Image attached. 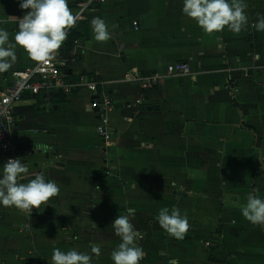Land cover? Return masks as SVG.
<instances>
[{"label":"crops","instance_id":"crops-1","mask_svg":"<svg viewBox=\"0 0 264 264\" xmlns=\"http://www.w3.org/2000/svg\"><path fill=\"white\" fill-rule=\"evenodd\" d=\"M83 1L68 6L77 14ZM245 3L248 23L238 33H204L182 14V0H106L75 20L79 43L63 50L69 78L104 82L116 103L114 137L97 133L100 115L87 89L27 94L16 104L12 133L29 169L18 182L42 175L60 191L32 213L0 206V264H51L54 248L91 254L92 247L100 250L92 264H113L121 241L111 222L129 210L144 252L139 264H264V226L240 211L249 192L264 198V32L253 26L264 0ZM27 11L18 0H0V28L13 44ZM94 17L105 20L107 41L94 39ZM15 51L0 73V95L14 72L34 63L22 47ZM179 61L191 74L167 76L157 89L128 80ZM5 162L0 153V167ZM164 207L187 216L182 240L158 224Z\"/></svg>","mask_w":264,"mask_h":264},{"label":"clouds","instance_id":"clouds-1","mask_svg":"<svg viewBox=\"0 0 264 264\" xmlns=\"http://www.w3.org/2000/svg\"><path fill=\"white\" fill-rule=\"evenodd\" d=\"M19 8L27 11L18 18V31L14 36L15 44L9 41V33L0 28V73L7 72L15 63V47H22L29 58L38 65L47 64L61 47L67 37V29L74 25L78 14L68 6L69 0H18ZM182 14L191 18L204 33L223 31L226 27L239 32L246 26L245 0H182ZM258 32H264V14H258L253 25ZM94 39L97 42L110 38L107 24L101 17L91 21ZM29 175L28 167L19 158L8 159L0 167V206H14L18 210L33 212L50 198L59 194L60 188L55 181L45 180L35 175L26 183L19 180ZM242 216L253 225L264 226V198L249 192L246 203L240 207ZM129 215H118L111 228L120 238L119 245L111 252L113 264H139L144 252L135 241L138 233L130 222ZM160 227L175 239L182 240L189 230V221L178 208H161L156 217ZM98 247L91 248V254L76 248L62 251L54 248L51 264H92V255L99 254Z\"/></svg>","mask_w":264,"mask_h":264},{"label":"built area","instance_id":"built-area-1","mask_svg":"<svg viewBox=\"0 0 264 264\" xmlns=\"http://www.w3.org/2000/svg\"><path fill=\"white\" fill-rule=\"evenodd\" d=\"M105 1L85 0L81 2L78 6L76 20L80 19L86 10L94 4H103ZM134 25L138 28L139 23L135 21ZM71 30L72 26L67 29V37L54 54L53 59L42 65H38L34 61L28 68L14 72L11 85L5 88L0 95V153L6 155V161L10 158H19L23 163V152L12 130L17 122L15 106L27 94H43L45 98H49L54 90H60L63 94L69 95L80 89H87L92 95L90 107L100 115L97 133L106 142L114 137L109 114L116 107V103L111 92L106 90L104 82L91 78L87 74L80 75L75 81L69 78V58L65 56L63 50L73 40L70 38ZM73 41L76 45L79 43L78 39ZM191 72L188 62L179 61L170 63L165 71L155 70L145 74L134 72L128 75V80L135 82L142 90L147 91L157 89L167 76H187ZM229 86L233 93L238 91L237 80H231ZM136 102L143 103L140 98ZM206 245H210V242H206Z\"/></svg>","mask_w":264,"mask_h":264},{"label":"trees","instance_id":"trees-1","mask_svg":"<svg viewBox=\"0 0 264 264\" xmlns=\"http://www.w3.org/2000/svg\"><path fill=\"white\" fill-rule=\"evenodd\" d=\"M70 36H71V37H70L71 39L74 38V37H76V36H77V35H76V32H75V31H74V32L71 31ZM69 43H70V42H69Z\"/></svg>","mask_w":264,"mask_h":264}]
</instances>
